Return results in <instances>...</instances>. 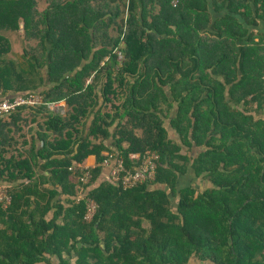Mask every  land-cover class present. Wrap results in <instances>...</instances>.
<instances>
[{"label": "trees", "instance_id": "obj_1", "mask_svg": "<svg viewBox=\"0 0 264 264\" xmlns=\"http://www.w3.org/2000/svg\"><path fill=\"white\" fill-rule=\"evenodd\" d=\"M21 22L22 63L3 35ZM263 37L264 0H0V91L41 95L46 120L42 149L0 159V264H264ZM147 152L152 183L98 185L109 154ZM190 169L204 189L179 188Z\"/></svg>", "mask_w": 264, "mask_h": 264}, {"label": "crops", "instance_id": "obj_2", "mask_svg": "<svg viewBox=\"0 0 264 264\" xmlns=\"http://www.w3.org/2000/svg\"><path fill=\"white\" fill-rule=\"evenodd\" d=\"M20 31L23 34V38H22V40H23L25 38L24 23L23 22L20 23L19 33H20ZM3 35L6 39L11 40L12 45H11L10 56L12 57L11 59H14L16 61V59H15L16 55H15V53L13 54V51L16 52L18 50V47L21 48V46L24 44L21 45V42H17L16 40H14L13 34L11 32H5ZM18 36L21 39L20 35H18ZM17 59H18V61H20V63H22L21 57L17 58ZM44 75L46 76V71H45ZM40 92H41V90H40ZM16 95L18 96L20 94H12L8 98H4L3 93L0 91V101L5 100V99H11V98L15 97ZM48 108H49V111L56 116H65L69 111L67 102H65V101L61 102V103L53 104L51 106H48ZM45 122H46L45 113L40 112L37 108H36V110H32V111H29L27 109L22 110V111L17 112L16 114L11 115V116L0 118V159L4 156V160L8 161L9 159L5 158V156L11 157L12 155L10 152L15 151V150L22 151V152L23 151L29 152V151H31L32 148L36 149V151H39L40 149H42L44 146V143L40 138H41V136H44L46 133ZM90 124H91V122H89L88 128L90 127ZM166 127L170 128V124L168 125V123H166ZM171 134L174 137V131L171 130ZM113 143L114 142L112 139H110L106 142L107 146L110 147L111 149H113ZM186 150L187 149L185 148L184 151H186ZM200 152H201V150L195 148L192 150L191 155H193L194 157H197L200 154ZM105 155H108V153H105ZM3 162L4 161H0V166L2 165ZM45 163H46V161H43V160H41L39 162V164H41V165L45 164ZM97 163H98L97 157L94 155H91L80 166L88 168V169H94L98 165ZM103 168H104L103 174H102V177H101L98 185L101 184L102 182L111 181V167H103ZM44 174H45V176L51 177L49 172L44 173ZM194 175H195V173H194ZM182 178H181V180H182ZM197 179L198 178H196V181H198ZM199 180H201L199 183L200 186L197 184H196V186H197V188L202 190L206 187V183H204L202 178L201 179L199 178ZM0 182H2L1 179H0ZM0 184H2L3 186H6V187L10 186L8 184H3V183H0ZM189 184H187V185L191 186V185H194L195 182H194V184H190V185ZM203 184H204V187L201 189V186H203ZM96 186H93L92 188H94ZM0 187H1V185H0ZM44 187L46 189L51 190V191L55 190L59 193H61V191H62V189L60 188L59 185L54 186L51 183L44 184ZM182 188H184V187H182ZM60 199H61L60 201H62V205H65L67 207V199H69V198H67L66 195H62V196H60ZM52 216H53V213L50 214L49 218H51ZM0 229H4V225H0ZM196 262L197 261L195 259H193L190 264H196ZM208 264H211V263H208Z\"/></svg>", "mask_w": 264, "mask_h": 264}, {"label": "built area", "instance_id": "obj_3", "mask_svg": "<svg viewBox=\"0 0 264 264\" xmlns=\"http://www.w3.org/2000/svg\"><path fill=\"white\" fill-rule=\"evenodd\" d=\"M123 56L119 53V60H122ZM88 80L87 85L92 82V79ZM44 105V99L39 94H28V95H18L11 99H5L0 101V118L11 116L20 110L26 108H38ZM53 104H50L51 106ZM130 159L134 161L133 168L131 170L126 169L125 161L123 158L116 154H109L108 159L104 162V167H111V182L116 185H122L123 188L133 189L143 184L152 183L157 174V161L159 157L156 154L147 152L145 155L142 154H132ZM70 171L79 175V185L77 187L78 194L82 198H87L85 193V186L91 184L92 175L90 170L85 167L76 166L72 167ZM87 213L85 219L88 222L94 220L97 213V205L91 200L87 199ZM0 203L7 208L11 203V197L6 188L0 187Z\"/></svg>", "mask_w": 264, "mask_h": 264}, {"label": "rangeland", "instance_id": "obj_4", "mask_svg": "<svg viewBox=\"0 0 264 264\" xmlns=\"http://www.w3.org/2000/svg\"><path fill=\"white\" fill-rule=\"evenodd\" d=\"M49 2H50V0H37V6H38V9L40 10V11H43L46 7H48V4H49ZM196 16V15H195ZM23 32V31H22ZM108 32V31H107ZM106 32V33H107ZM12 34H13V39L14 40H16L17 42H21V45L23 44L22 42H25L24 41V39L22 40V38H23V34L21 33V31H20V33H19V31H18V33L16 34L15 32H11ZM109 33H110V35H112V36H115L116 35V33H115V31L113 30V29H111L110 31H109ZM18 35H20V37H21V39L19 38V36ZM202 35V34H201ZM204 35V34H203ZM259 37H257V39L255 40V42H260V39H258ZM264 38V37H263ZM10 41V46L12 45V42H11V40H9ZM30 46H35V44L34 43H32V44H24V45H22L21 46V48H19L18 47V50L16 51V52H14L13 51V54L15 53V59H16V61H18V59L17 58H22V57H24V49L25 48H27V47H30ZM9 58H12L11 56L9 57ZM107 109H111V106L110 105H108V107H107ZM259 117L260 118H264V114L263 113H261L260 115H259ZM168 123V122H167ZM168 125H169V123H168ZM175 137V136H174ZM187 151V150H186ZM194 173H195V171L194 170H192V169H190L189 171H188V173H187V175L186 176H184L183 178H182V180L181 181H179V188H182V187H186V186H188L187 184H194V182H195V184L194 185H199L200 186V181L201 180H199V178L197 179L198 181H196V178H197V176H196V174L194 175ZM189 184V185H190ZM204 187V184H203V186H201V189Z\"/></svg>", "mask_w": 264, "mask_h": 264}]
</instances>
